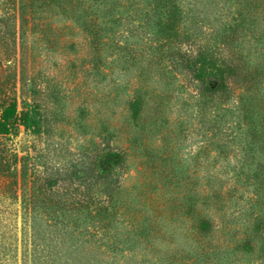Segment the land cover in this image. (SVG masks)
<instances>
[{"label": "rangeland", "instance_id": "rangeland-1", "mask_svg": "<svg viewBox=\"0 0 264 264\" xmlns=\"http://www.w3.org/2000/svg\"><path fill=\"white\" fill-rule=\"evenodd\" d=\"M202 1L198 3L197 0H184V3L189 2L188 6H193L196 14L200 12L199 17L208 18V23L214 26L218 35L214 37L216 33L212 34L206 44L205 41L203 42L205 45L200 53L202 60L196 62L197 68L210 70L222 63L226 68L224 74L229 75L235 71L227 62V59L232 57L231 53L234 56L238 54L245 57L244 62L240 60L243 63H240L242 71L245 68H251L252 63L262 56L251 52L248 59L246 49L250 44L246 42L245 49L241 50L239 42L242 36L240 34L237 40L227 44L224 35L229 30H220L223 24L235 23L236 20L233 19L236 16L235 0ZM6 2L7 0H0V16L6 11L10 14L14 12L17 16V11L13 10L17 0L11 4ZM149 3V0L139 1L143 11L120 7L123 16H128L129 25L136 29L137 35L121 37L114 34L113 39L110 36L111 33H107L108 40L107 38L106 40L110 45L99 49V53L91 46L92 35L83 30L80 22L61 14L59 8L51 7L49 10L57 12L53 16L54 21L51 25L57 29L68 26L69 28L63 30L65 33L62 39L78 42L79 47L65 48L58 43H46V39L42 38L41 34H35V43H33L29 30H26L24 37L19 38L18 18L12 16L7 22L6 39L10 46L6 52L0 54V85L5 89V94H0L3 97L0 99V165L3 166V171H9L12 174L9 177L0 174V241L6 239L7 246V250L4 251L0 243V264H51L47 263L48 261L45 262L51 259L50 256L45 255L51 252L53 244H56L58 248L61 244L64 245L60 249L65 253L70 264H94L97 257L95 254L105 250L104 247H98L100 243L98 237L101 236V228L98 225L103 221L96 214L97 209L107 203L108 193L120 191L122 187L124 190L119 194V198L127 200L130 196L135 197L131 194H136L142 188L129 189L128 186L137 185V177L141 176L136 166V162L140 159L139 152L142 155L141 159H147L149 154L157 150L158 147L155 148V145L160 147L167 143L168 139H171L170 144L173 148L171 152L173 167L179 177L183 176L182 181L184 178L189 180L193 171L201 173L198 170L200 167L198 168L195 162L202 160L208 165L203 169L202 174L214 179L216 184L225 183L226 180L232 181L235 178L233 169H237L241 163L240 157L244 153L242 139L245 134L241 128L238 131H235L236 128L232 129L233 132L230 131L228 125L233 126L237 122L242 124L241 114L235 111L227 112L219 128L210 130L211 136H208V132L204 130L205 125L198 122L199 107L196 104L198 99L195 94L197 82L191 80L190 72L187 75L184 74L186 70L185 68L182 70L183 67L180 66L181 56L176 55L173 61L165 57V60L160 62L164 68L158 69L153 76L148 77L147 83L159 90H165L164 94H167V97L162 101V105H158V109L161 110L163 118H170V121H174L175 118L182 120L185 125L184 130L178 131L180 130L176 127L178 122L176 124L163 122L164 127L170 128L169 136L163 142H159L157 131L152 126L147 130H141L132 126L129 118L125 124L114 126L115 123L121 122V116L125 114L123 107H127L124 103L127 98L126 88L130 85L127 82L133 78L136 66L131 67L129 64L120 62L115 50L113 53L110 52L111 45L113 41H116L121 46H126L125 37L127 46L130 48L133 46L132 49L137 48V51L139 49L145 51L144 47L151 43L152 36V30L147 25L152 17ZM176 3L180 9L178 30L192 35V38L202 37L203 34L198 28L194 29L183 21L181 16L184 13V3L181 0H176ZM88 4L93 10L98 6V3H92V0H86L84 6ZM165 8L167 9V7L161 8L158 17L164 19L167 13ZM145 10L148 18H145ZM259 24V27L264 28L262 18ZM153 27H155L154 23ZM203 27L207 30L209 26L205 24ZM183 36L179 33L180 38ZM243 38V41L249 40L248 37ZM30 43L33 48L28 49L26 56L22 48L23 45ZM175 44L177 42L169 44L172 48L171 52L181 53L187 49L185 40L179 44L180 46ZM254 44L259 46L264 44V40L260 43L252 41L250 47ZM24 50L26 49L23 48ZM102 62L110 69L104 68ZM143 65L145 66L146 63L143 62ZM153 68L158 67L153 66ZM103 71L108 72V75L103 77ZM111 89L109 100L104 102L101 95L110 93ZM152 100L154 99L151 97L150 103ZM223 105L234 110L237 98L231 96ZM114 108L119 110V115L116 112L113 113ZM212 111H214L213 107L209 105L206 108V115L211 114ZM101 119L108 121L103 124ZM138 134L146 138L141 139V143L135 144L133 137H137ZM233 135L234 140L226 145L227 152H220L210 142L211 139L226 142L231 140ZM123 145L127 146L128 153L124 159L121 158L119 151V147ZM200 148H205V152H199ZM239 177L241 182L237 181V185L243 196L240 199L228 200L229 207L225 214L226 218L231 220L232 211L240 209L233 217L238 221H231L232 234L235 231L247 233L255 214L264 213V208L250 209L253 200L249 201L248 197H254L252 192L254 185L244 181L242 175ZM164 182L161 179L156 183V187L147 193L154 206L158 200L189 196L190 193L182 187L167 185ZM54 192H58L59 196L66 200V208L59 209L58 214L53 212V197L52 199L50 197ZM71 202L84 205L79 210L71 209L69 207ZM152 210L149 209V212ZM108 211H110L109 207ZM208 213L215 222H219L213 208H210ZM179 214L178 220L183 219L180 223L181 227L188 226L193 220L185 210L180 211ZM117 219L111 222L112 228L109 230L120 232L121 239L125 234L132 236V233L125 232L123 224ZM221 227L222 223L219 222L217 227L210 230L217 242L224 239L220 231ZM180 228L178 227L177 231ZM95 229H98L95 236H88V233H93ZM70 230L73 231L72 235ZM36 235L40 237V240L36 238ZM133 237L136 238V236ZM32 240L40 243L38 247H35L34 252ZM183 240L185 239H181L179 234L174 238V243L178 244ZM44 241L45 244H43ZM191 241L194 243L193 240H189V243ZM156 242H159L158 238ZM46 243L50 248L46 246ZM137 245L138 258L146 259L143 263L135 258L126 261L122 256L127 253L125 251L114 255V264H175L165 259L157 261L158 258L147 261L149 258L143 255V249L138 251L139 246L143 244ZM160 245L163 246L162 243ZM91 247L93 251H85ZM41 248L44 249L42 252H40ZM195 249L199 250L197 247ZM222 250L223 258L226 254L225 250ZM225 259L215 258L209 264H264V258L257 257L256 252L251 253L247 250L233 249L228 256V261ZM63 260L62 257L56 262L61 264ZM111 261L110 258L109 262Z\"/></svg>", "mask_w": 264, "mask_h": 264}, {"label": "trees", "instance_id": "trees-1", "mask_svg": "<svg viewBox=\"0 0 264 264\" xmlns=\"http://www.w3.org/2000/svg\"><path fill=\"white\" fill-rule=\"evenodd\" d=\"M139 1L92 0V3H98L96 9L93 10L90 8V4L86 7L84 6L86 0H17L16 7H13V10H16L18 13L17 16L14 12L10 14L9 11H6L4 15L0 16V54L6 52L10 46L6 36L8 34L7 22L12 16L13 18H18L17 26L20 33L19 38L24 37L26 35V30H29L32 33H30V37L33 43H35V34H41V37L46 39V43H58L61 47L65 48L79 47L78 42L62 39V35L65 33L63 30L64 28H69L68 26L57 29L55 26L51 25L54 21V14H57L55 11H49L51 7L59 8L61 14L74 18L75 21L80 22L83 26V30L92 35L90 43L93 50L99 53V49L110 45L107 42V33H111L110 36L113 39L114 34H118L121 37L123 35H126L125 37L137 35V32H135L136 29L129 25L127 21L128 16H123L120 7L141 10ZM149 1L150 10L152 11L150 21H152V23L149 21L147 25L150 26V30H152V36L150 37L151 43L144 47L145 51H142V49L137 51V48L132 49L133 46H131V48L127 46L125 37L124 44L126 46H121L116 41H113V45H111L112 49L110 52L113 53L115 50V54H118L117 59L120 60V62L126 65L129 64L131 67L136 66L133 78L127 82L130 85L126 88L127 98L124 100V103L127 107H123L125 114L121 116V122L115 123L114 126L125 124L128 118L132 126H136L141 130H147L152 126L154 130L157 131V140L159 142H163L169 136L168 131L170 128L164 127L162 125L163 122L166 124H176L178 122L176 125L177 129H180L178 131L182 132V130H184L183 126L185 125L182 120H177L175 118L174 121H170V118H163L161 110L158 109V105H162V101L167 97V94H164L165 90H159L157 87H153L151 84L147 83L148 77L150 78V76H153L158 69L164 68L163 65L161 66L160 62H163L165 57L167 60L169 58L173 61V58L178 55L181 56L180 66L183 67L182 70L184 68L186 70L184 74L187 75L190 72L192 74L191 80L193 79L197 82L195 94L198 99L196 104L199 107L198 122L205 125L204 130L208 132V136H211L209 131L219 128L227 112L232 113L235 111L241 114L240 118L242 124L237 122L233 126L228 125V128H230L232 132L234 128H236L235 131L241 128V131L244 132L245 135L242 139V142H244V146L242 147L244 153L242 157H240L241 163L239 167L233 169L235 178L232 179V181L226 180L225 183L218 185L215 183L214 179H211L208 175L202 174L203 169L206 166L208 167L207 164L202 162L203 160L195 162L196 166H198V168L200 167L198 170L201 173L193 171L189 180H187L188 178H184L182 181L183 176L179 177V174H177L178 172L173 167L171 155L173 148L170 144L171 139H168L167 143L160 145V147L155 145V148L158 147L157 150L155 153L149 154L147 159H141L142 155L141 152H139L140 159L136 162V166L141 176L137 177V185H129L128 187L129 189L131 187L142 189L136 194L132 193L131 195L135 197L130 196L127 200L119 198V194L123 193V187L120 191L110 192L108 193L107 203L96 211V214L100 216V220L103 221L98 225V227L101 228V236L98 237L100 239L98 247H104L105 250H101L99 253L95 254L97 257H95L96 260H94V264H114V255L117 252L123 253L125 251H127V253L122 254V256L126 261L135 258L143 263L146 259H139L137 256L138 252L136 251L137 244L140 243L143 245L139 246L138 251L143 249V255L149 258L147 261H151L152 258H158L157 261L165 259L169 261V263L175 264H209L211 260L215 258L218 260L226 258L225 261H228V256L233 249L247 250L251 253L256 252L257 257L264 258V213L255 214L247 233H245V231H235L233 234L230 232L232 229L231 221H238L237 218L233 217H235L237 211L240 209L232 211L231 220L227 219L225 216L226 210L229 207L227 201L232 198L240 199L243 196L242 191L239 189V185H237V181H240L239 175H242L244 181L254 185V189L252 190L254 197H248L249 201L253 200L250 209L264 208V44H260L259 46L254 44L250 47L252 41L260 43L264 40V28L259 27L260 18H262L264 22V0H235L236 5L234 7V13L236 16L233 18L236 20L235 23H233V25L223 24L221 25L222 27H220L221 31L225 29L229 30V32L224 35L227 44H231L233 40H237L239 34L242 36L239 42L241 50L245 49L246 42L250 44L246 49V56L248 59L250 58L251 52L262 56L259 60L252 63L251 68H245L242 71L241 64L243 63H241V61L244 62L245 57H241L238 54L234 56V54L231 53L232 57L227 59V62L231 64V68L235 69V71L231 72L229 75L224 74L226 68L222 63H220L221 65H215L210 70L197 68L196 62L202 60V54L200 53L206 41H209L208 39L212 34L216 33L214 37L218 35V31L216 32L214 26L208 23V18L199 17L200 12L196 14V10L193 6H188L189 2L185 4L184 0H181V2L184 3V13L183 16H181L183 21L187 22L186 25L188 24L194 29L198 28L201 34H203L202 37L197 36L192 38V35L182 33V31L178 30L180 9L178 8L176 0ZM197 1L199 3L202 0ZM7 2L11 4L14 0H7ZM162 7H167V9L165 8L167 13L164 19L163 17L157 16L160 14ZM143 8L144 7H142V9ZM145 15V18L149 17L146 10ZM145 18L143 20L144 22ZM153 23L155 27H153ZM205 24L209 26L206 28L207 30L203 29ZM179 33L180 35H184L183 38L179 37ZM244 36L248 37L249 40L243 41ZM184 40L187 44V49L181 53L170 51L172 48H170L169 44L177 42L178 45L175 44V46H180L179 44ZM204 41L205 44L203 43ZM153 42L155 44H153ZM31 47L33 48L31 43L23 45V48L26 50L23 51L22 48V52L27 56L28 49H31ZM117 50L123 53H117ZM143 62L146 63L145 66ZM102 66L110 69L104 65L103 62ZM153 66L158 68L155 69ZM173 68L175 67L173 66ZM158 74L160 75V73ZM106 75H108V72L103 71L102 76L105 77ZM1 86L2 85H0V94H5V89ZM109 92L110 93L101 95V99L104 102L109 100L112 89ZM231 96L237 98V105L234 110L223 105ZM151 97L154 100L150 103L149 100ZM2 98L3 97L0 96V99ZM209 105L213 107L214 111L206 115V108ZM115 112L119 115V110L116 108H114L113 113ZM101 121L105 124L108 120L101 119ZM133 138L136 144L139 143L141 139L146 138V136L138 134L137 137ZM234 138L235 136L233 135L231 140H227L226 142L219 139H211L210 142L219 149L220 152H227L226 145H228L227 143L229 141H233ZM201 148L199 152L203 151L204 153L205 148ZM119 151L121 153V158H126L125 156L128 154L127 146H120ZM128 160L131 161L130 158H128ZM201 163L202 165H200ZM0 174L9 177L12 173L3 171V166L0 165ZM157 178H160V180H157ZM161 179L163 182L165 181L164 183H167V185L173 184L182 187L183 190L190 193L189 196L183 195L180 199H172L170 197L163 201L158 200L154 206V203L150 201L151 199L147 193L155 188L156 183L161 181ZM50 197L51 199L53 197V212L55 214L59 213V209L66 208V200L60 197L58 192L51 193ZM83 205V203L75 204L71 202L69 207L79 210ZM108 207L111 212L108 211ZM210 208L214 209L215 216H217L219 222L222 223L220 231L224 239L221 242H217L213 237L214 235L210 233V230H212L213 227H217L219 223L215 222L211 214L208 213ZM149 209H153L152 212H149ZM184 210L193 220L189 222L188 226L183 225L181 227L180 223H182L183 219L178 220L180 215L179 212ZM116 219L123 224L126 229L125 232L132 233V236L125 234L124 238L121 239L119 236L121 234L120 232L116 230L111 232L109 230L112 228L111 222ZM178 227H181L179 231H177ZM96 231H98V229H95L93 233L89 232L88 236H95ZM72 233L73 231L70 230V235H72ZM179 234H181V239L184 238L185 240L176 244L174 243V238ZM33 235L32 233V236ZM133 236H136V238ZM206 237L207 239H205ZM36 238L40 240L38 235H36ZM156 238L159 239V242H156ZM227 239L232 242L230 243ZM189 240H193L194 243H192V241L189 243ZM0 243L3 245L1 249L6 251V239L1 240ZM160 243H162L163 246H161ZM32 244L34 246L32 251L34 252L35 247H38L40 243L39 241L32 240ZM43 244H45V241ZM188 244L189 246L185 247V245ZM47 245L48 243H46V246ZM61 246L63 247L64 245L61 244L60 248ZM48 247L50 248L49 245ZM196 247L199 250L195 249ZM60 248H58L56 244L51 245V252L45 255L50 256L51 259H47L45 262L48 261L47 263L60 264V262L56 261L63 257L64 260L61 264H70L68 263V258L65 253H63ZM222 249L225 250L224 252L226 254L223 258L221 257V253H223ZM43 250L44 249L41 248L40 252ZM93 250V247L88 248V250L85 249L86 252ZM110 258L112 259L111 262H109Z\"/></svg>", "mask_w": 264, "mask_h": 264}]
</instances>
